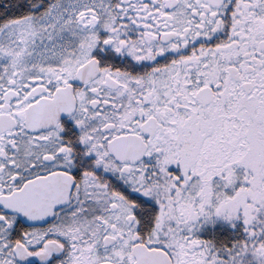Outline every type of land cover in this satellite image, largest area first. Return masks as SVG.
I'll list each match as a JSON object with an SVG mask.
<instances>
[{"label": "snow or ice", "instance_id": "snow-or-ice-1", "mask_svg": "<svg viewBox=\"0 0 264 264\" xmlns=\"http://www.w3.org/2000/svg\"><path fill=\"white\" fill-rule=\"evenodd\" d=\"M0 264H264V0H0Z\"/></svg>", "mask_w": 264, "mask_h": 264}]
</instances>
